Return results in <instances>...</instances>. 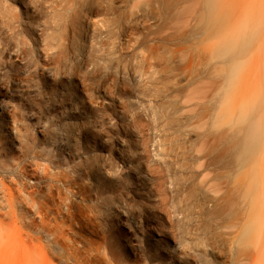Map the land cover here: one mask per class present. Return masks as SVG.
Segmentation results:
<instances>
[{
    "label": "rangeland",
    "instance_id": "1",
    "mask_svg": "<svg viewBox=\"0 0 264 264\" xmlns=\"http://www.w3.org/2000/svg\"><path fill=\"white\" fill-rule=\"evenodd\" d=\"M1 1L0 264H264V0Z\"/></svg>",
    "mask_w": 264,
    "mask_h": 264
},
{
    "label": "bare ground",
    "instance_id": "2",
    "mask_svg": "<svg viewBox=\"0 0 264 264\" xmlns=\"http://www.w3.org/2000/svg\"><path fill=\"white\" fill-rule=\"evenodd\" d=\"M42 1L45 2V1H49V0H42ZM50 1H51L50 4H52L53 1L52 0H50ZM60 2L63 3L64 6H72V5L73 6H76V5L82 4L83 0H61ZM5 4H6V2H5ZM2 5H3L2 4V1L0 0V11L2 9ZM207 5L208 6L212 5V0H207ZM5 8H7V7H5ZM236 46H237V49H239V50H241L243 48V46L240 45L239 43H237V44L236 43H229V44L226 43V45H225L223 51H221V53L223 55L224 54L226 55L231 50H234V48H236ZM2 51H3V53L2 54L0 53V85L5 84L10 89H13V88L16 89L17 88V89L20 90V92H23L25 90V82H24V80L23 79H20V78H17V75L14 76V77H12V75L9 73L10 68L15 67V65H16V59H18L17 58V56H18L17 55L18 54L17 52L18 51L17 52L16 51H12V49L9 48V47H5V49L2 50ZM73 51H74V53H79L81 51V48L79 47V45L74 44ZM222 54H219V55H222ZM236 58L237 57H235V58H229L230 59L229 62H226L224 64V67L225 68L222 69V70H225V71H223V73L226 72V70H227L226 74H228V76H229V75H231V74L234 73V71L236 70V68H238V66H240V65L243 64V61L242 60H240V59L238 60ZM252 64H254V63H252ZM255 65H256V63H255ZM254 69H256V68L254 67ZM257 71H258V68H257ZM257 71L256 70L254 71V72H256L255 74H257ZM259 75L261 76V73L258 74V77H259ZM255 77H256V75H255ZM12 83L13 84H16L15 87H13L14 85H12ZM247 120H248V117L246 115H242L240 121L242 123L245 122V125H244L245 128H243V130H242L243 133H244V136L242 137V141L239 144V153H240V159H241V161H243L244 159H246L247 157H249L250 155H252L254 153V151L256 149V146H257V142H258V136H259V133H260V128H259L258 121H256L254 119L253 121L251 120L250 122H247ZM11 131H12V134L15 132L13 130H11ZM11 131L4 130V132L6 133V135L7 134H10ZM7 136H9V135H7ZM261 168H262V166H261ZM262 171L264 172V170H262ZM263 172H262V177L264 176ZM261 182H263V185H264V180H261ZM260 185H262V183Z\"/></svg>",
    "mask_w": 264,
    "mask_h": 264
}]
</instances>
